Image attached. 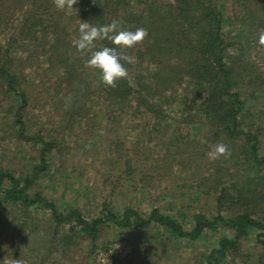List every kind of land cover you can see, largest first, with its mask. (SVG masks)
Masks as SVG:
<instances>
[{
    "label": "rangeland",
    "instance_id": "1",
    "mask_svg": "<svg viewBox=\"0 0 264 264\" xmlns=\"http://www.w3.org/2000/svg\"><path fill=\"white\" fill-rule=\"evenodd\" d=\"M209 1L224 18L223 33L232 42L242 40L237 34L244 22L251 25L246 22L248 18L240 19L232 0ZM252 8L259 7L253 3ZM1 10L0 44L4 47L9 35L19 30L16 25L20 8L14 1L6 0ZM65 13L72 16V12ZM72 18H67L68 25L80 22ZM255 29L264 31L262 24L255 25ZM44 42L42 36L19 38L10 50L16 87L26 95L21 109L16 91L0 76V169L19 179L33 177L31 192L52 199L59 211L76 207L88 219L100 215L103 208L121 215L126 207H132L146 215L156 206L189 228L195 211L210 214L217 210L215 193L223 183V178L218 179L226 170L234 177L227 178L230 191L249 186L245 182L246 171L241 172L239 164L229 158H208L211 148L223 140L212 142L207 118L196 109L192 84L186 79L161 90L165 103L162 118L157 119L144 104L139 108L132 106L137 101L134 97L141 102L152 98L151 82L156 80L159 69L146 58L125 62L128 85L135 92L131 99L113 104L104 98L99 72L89 68L85 72L92 79V90L84 95L72 92V84L54 64L55 59L49 52L42 54L47 49ZM127 54L135 55L132 49ZM257 60V65L264 67V57ZM249 89L242 93L247 94ZM153 100L158 101L157 97ZM246 108L239 115L240 127L255 132L259 147L264 150V93L256 92ZM44 141L53 146L45 154L46 168L36 172L43 144L48 143ZM235 151L239 154L238 145ZM251 187L264 192V179L252 182ZM248 188L244 189L246 193ZM248 208L254 217L264 220V202H255ZM49 220L50 212L38 205L23 207L0 202V264L12 259L23 264H98V249L125 240L132 250L124 257L118 256L122 252L117 251L110 264H204L205 256L217 246L219 238L231 233L217 227L190 240L172 235L156 223L125 228L106 222L94 240L78 233L62 251L46 256V247L54 242L53 229L56 228L60 242V236L66 235L70 227ZM256 233L251 231L242 238L221 264H264Z\"/></svg>",
    "mask_w": 264,
    "mask_h": 264
},
{
    "label": "trees",
    "instance_id": "2",
    "mask_svg": "<svg viewBox=\"0 0 264 264\" xmlns=\"http://www.w3.org/2000/svg\"><path fill=\"white\" fill-rule=\"evenodd\" d=\"M4 1L6 0H0V28L3 23L1 7ZM11 1L20 8L17 11L16 25L19 30L17 34L9 35L4 47L0 44V76L5 77L7 85L16 91L21 102L20 109L26 103V95L23 89L16 87V70L11 69L13 65L10 50L15 40H30L34 36H42L47 46L42 54L49 52L55 59L54 64L64 71L65 80L72 84L70 90L75 93L82 92L84 95L92 90V79L89 80L85 72L86 58H81L72 46V40L78 38L80 23L103 26L118 19L121 21V30L135 31L143 27L149 35L143 44L132 49L135 54L133 57L136 60L146 58L144 60L157 66L159 70L155 74L156 80L151 82V86H154L152 98L141 102L134 97L137 101L132 106L139 108L144 104L147 111L161 119L165 103L161 99V90H167L181 79H186L192 84L190 90L198 105L196 109L201 110L207 118L212 142L219 139L229 146L230 161L239 164L241 172L246 171L245 182L249 185L230 191L226 182L228 176H233L226 170L218 179L220 181L223 178V183L215 193V213L195 211L189 228H185L174 215L165 213L156 206L146 215L132 207H126L121 215L103 208L100 215L91 219L86 218L76 207L59 211L52 199L40 192L30 191L33 177L19 179L8 170L0 169L2 204L19 203L23 207L38 205L50 212V223L69 224L68 233L60 236V242H57L59 236L56 235V228L53 229L55 243L51 242L46 247V256H53L59 249L62 251L66 244L74 242L78 233L86 234L94 240L106 222H112L125 228H144L156 223L172 235L190 240H196L206 230L217 227L230 230V236L220 237L217 246L208 252L204 264H221L242 238L256 230V242L264 257V220L254 217L248 208L255 202H264V192L251 187L252 182L264 179V150L260 149L259 138L255 132L240 127L239 117L256 92L264 93V67L257 65V59L264 57V47L259 45V36L264 31L253 30L257 24H262L264 29V0H232L240 19L248 18L246 22H251L249 27L244 22L237 34L242 40L237 39L234 42L223 33L224 18L209 0H95V3L93 0H78L74 5L77 12L72 10L74 20L80 21L77 25H68L72 16L67 17L65 11L57 10L53 0ZM253 3L259 8H252ZM70 30L72 31L69 32ZM105 46L113 47L108 40L96 41L95 50ZM173 60L176 63H172ZM122 63L128 69L127 64L124 61ZM131 76L133 79V71ZM128 79L118 81L115 88L103 84L101 89L104 91L105 100L121 104L125 98L131 99V93L135 91L128 85L130 78ZM247 87L252 90L249 89L247 94H243L242 90ZM156 97L158 101L153 100ZM17 120L23 128V122L19 118ZM43 145L39 165L34 169L36 172L46 168L45 154L53 146L50 141ZM235 145L240 148L239 154L235 151ZM245 187H249L248 193L245 192ZM227 210L229 212L226 214Z\"/></svg>",
    "mask_w": 264,
    "mask_h": 264
},
{
    "label": "clouds",
    "instance_id": "3",
    "mask_svg": "<svg viewBox=\"0 0 264 264\" xmlns=\"http://www.w3.org/2000/svg\"><path fill=\"white\" fill-rule=\"evenodd\" d=\"M78 0H53L57 10L71 13ZM95 3V0H93ZM121 21L113 19L111 23L103 26H95L88 22L79 25L78 38L72 40V46L77 50L81 58H86L84 64L86 68L98 71L101 82L110 88L117 87L120 80L127 79L129 72L122 61L133 63L134 57L127 54L128 49L136 48L143 44L149 33L147 29L141 27L135 31L121 30ZM108 40L113 47H103L96 49V41ZM259 45L264 47V32L259 36ZM210 160L216 161L221 158L228 159L231 156L230 148L227 144L219 142L215 144L207 153ZM8 264H23L19 259H12ZM99 264H106V258L99 257Z\"/></svg>",
    "mask_w": 264,
    "mask_h": 264
},
{
    "label": "built area",
    "instance_id": "4",
    "mask_svg": "<svg viewBox=\"0 0 264 264\" xmlns=\"http://www.w3.org/2000/svg\"><path fill=\"white\" fill-rule=\"evenodd\" d=\"M131 247L128 241H121L118 243H112L108 245L107 247L98 249L95 253V259L96 262L99 264V257L103 256L106 258V264H110V262L113 260V256L115 253L122 252V254H118V256L124 257L125 255H128L130 253Z\"/></svg>",
    "mask_w": 264,
    "mask_h": 264
}]
</instances>
